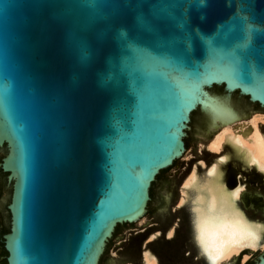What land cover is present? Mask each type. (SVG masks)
I'll list each match as a JSON object with an SVG mask.
<instances>
[{
	"label": "water",
	"instance_id": "water-1",
	"mask_svg": "<svg viewBox=\"0 0 264 264\" xmlns=\"http://www.w3.org/2000/svg\"><path fill=\"white\" fill-rule=\"evenodd\" d=\"M249 111L264 0H0L5 264H100L193 132Z\"/></svg>",
	"mask_w": 264,
	"mask_h": 264
},
{
	"label": "bare ground",
	"instance_id": "bare-ground-1",
	"mask_svg": "<svg viewBox=\"0 0 264 264\" xmlns=\"http://www.w3.org/2000/svg\"><path fill=\"white\" fill-rule=\"evenodd\" d=\"M263 121L264 114L255 112L245 120L235 118L211 126L215 130L207 140L206 149L215 157L208 164L199 160L181 180L176 207L188 201L187 230L205 264L233 263L234 255L247 250L242 255L244 261L253 251L264 247V219L245 212L240 197L246 185L229 172L228 166L232 162L264 178ZM173 233L172 225L165 231L166 238ZM160 234L157 230L147 235L141 244L138 264H159L155 251L147 243Z\"/></svg>",
	"mask_w": 264,
	"mask_h": 264
},
{
	"label": "rangeland",
	"instance_id": "rangeland-1",
	"mask_svg": "<svg viewBox=\"0 0 264 264\" xmlns=\"http://www.w3.org/2000/svg\"><path fill=\"white\" fill-rule=\"evenodd\" d=\"M255 112L264 114V111H249L238 118L245 120ZM261 128L264 131V121L261 122ZM214 130L208 127L198 128L193 132L194 142L191 146L186 147L179 161H175L167 168L165 183H156L160 199L156 203L154 211L142 216L140 221L133 222L131 229L122 227L113 234L112 244L100 264H123L125 262L138 264L140 262L141 244L147 235L157 230L163 232L172 225L174 226V232H176L175 227L178 230L176 237L165 241V238L160 236L147 243L148 248L153 252L155 251L154 254L157 255L159 264H205L202 256L197 254L195 244L187 230L185 215L188 213V201H185V204L183 203L180 207L176 206L181 180L189 169L199 160H203L208 164L215 157L206 149L207 140ZM228 166L230 168L229 172L239 177L246 185L240 197V203L245 212L257 219H264V206L261 202L263 197L253 195L255 192L264 194V178L253 170L241 169L238 164L230 162ZM139 230L143 231L140 232ZM260 249L253 252L260 251ZM244 261H242V255H240L234 264H242Z\"/></svg>",
	"mask_w": 264,
	"mask_h": 264
},
{
	"label": "flooded vegetation",
	"instance_id": "flooded-vegetation-1",
	"mask_svg": "<svg viewBox=\"0 0 264 264\" xmlns=\"http://www.w3.org/2000/svg\"><path fill=\"white\" fill-rule=\"evenodd\" d=\"M257 104V103H256ZM258 105V104H257ZM186 141V140H185ZM209 152V151H208ZM2 171H1V169H0V192H1V190L4 188V187H6V185H7V182H6V179L5 178H3V176H2ZM151 190L152 189H150V194H151ZM254 192V191H253ZM257 194H260V193H254L253 195H255V196H259V197H263L262 199H261V202L263 203V206H264V196H263V194H260V195H257ZM5 213L7 214V210L5 209L4 211H3V209H2V207H1V198H0V264H5L6 263V260H5V256H6V251L4 250V248H3V243H2V239H1V231L2 230H4L5 229V227H6V215H5ZM7 230V229H6ZM5 230V231H6ZM4 231V232H5ZM166 231V230H165ZM165 231H163V232H161V234H160V236H163V238H165V239H170V238H174V237H176L177 236V232H178V230H176V227H175V231L176 232H174L173 233V237L171 236L170 238H166V236H165ZM176 234V235H175ZM159 236V237H160ZM186 255V254H185ZM240 256V255H239ZM239 256L237 257V258H239ZM249 258H253V255H250V257Z\"/></svg>",
	"mask_w": 264,
	"mask_h": 264
},
{
	"label": "trees",
	"instance_id": "trees-1",
	"mask_svg": "<svg viewBox=\"0 0 264 264\" xmlns=\"http://www.w3.org/2000/svg\"><path fill=\"white\" fill-rule=\"evenodd\" d=\"M162 171H163V170H162ZM158 176H159V175H158ZM158 176H157V177H158ZM151 189H152V187H151Z\"/></svg>",
	"mask_w": 264,
	"mask_h": 264
}]
</instances>
